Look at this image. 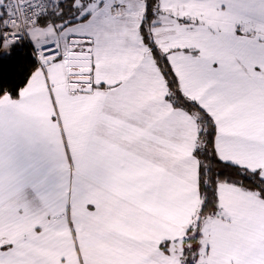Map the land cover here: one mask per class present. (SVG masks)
Instances as JSON below:
<instances>
[{
	"label": "snow or ice",
	"instance_id": "obj_1",
	"mask_svg": "<svg viewBox=\"0 0 264 264\" xmlns=\"http://www.w3.org/2000/svg\"><path fill=\"white\" fill-rule=\"evenodd\" d=\"M0 264H264V0H0Z\"/></svg>",
	"mask_w": 264,
	"mask_h": 264
}]
</instances>
